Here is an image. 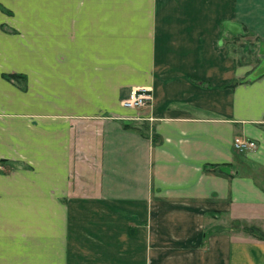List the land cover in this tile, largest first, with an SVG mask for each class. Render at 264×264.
<instances>
[{"label":"crops","instance_id":"1","mask_svg":"<svg viewBox=\"0 0 264 264\" xmlns=\"http://www.w3.org/2000/svg\"><path fill=\"white\" fill-rule=\"evenodd\" d=\"M245 33L264 0H0V264H264Z\"/></svg>","mask_w":264,"mask_h":264},{"label":"rangeland","instance_id":"2","mask_svg":"<svg viewBox=\"0 0 264 264\" xmlns=\"http://www.w3.org/2000/svg\"><path fill=\"white\" fill-rule=\"evenodd\" d=\"M228 29L231 33H242L240 27L236 25H229ZM224 39L226 41V38ZM235 44L237 47L235 56L237 58V61L239 62V65L247 66L248 69L255 67V74L257 75L263 73L264 65H262V61H264V54L262 50L264 49V47L256 43V40L246 33L239 37V39L236 40ZM244 49L246 52H243Z\"/></svg>","mask_w":264,"mask_h":264},{"label":"built area","instance_id":"3","mask_svg":"<svg viewBox=\"0 0 264 264\" xmlns=\"http://www.w3.org/2000/svg\"><path fill=\"white\" fill-rule=\"evenodd\" d=\"M152 101V90L148 87H142L134 90L127 99L122 101V106L131 110L146 109L152 104ZM234 147L238 151H245L256 149L257 144L254 141L237 138L234 141Z\"/></svg>","mask_w":264,"mask_h":264},{"label":"trees","instance_id":"4","mask_svg":"<svg viewBox=\"0 0 264 264\" xmlns=\"http://www.w3.org/2000/svg\"><path fill=\"white\" fill-rule=\"evenodd\" d=\"M236 39L238 40L239 37H237ZM14 77H17V76H14ZM235 84H238V82L233 83V86ZM126 128H132V126L126 125ZM247 230H248L249 233L257 236L260 240H264V233L260 229H258V228H249Z\"/></svg>","mask_w":264,"mask_h":264}]
</instances>
